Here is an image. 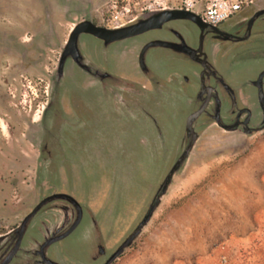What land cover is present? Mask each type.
<instances>
[{
    "label": "rangeland",
    "instance_id": "rangeland-1",
    "mask_svg": "<svg viewBox=\"0 0 264 264\" xmlns=\"http://www.w3.org/2000/svg\"><path fill=\"white\" fill-rule=\"evenodd\" d=\"M148 1L0 0V149H4L0 159L4 158L10 174L7 192L0 193V237L16 229L51 191L52 184L46 179L39 182L38 178L49 175L41 159L42 120L73 28L88 16L111 28L109 12L117 3L121 8H131L129 24L144 14L141 9ZM169 1L180 8L178 0ZM254 4L219 29L245 36L248 25L242 20L263 8L264 0H255ZM211 35L210 31L205 35L206 52ZM199 37L200 31L193 23L181 20L141 40H182L196 49ZM84 40L93 49L109 53L96 38L84 36ZM222 43L226 45V55L219 58L215 70L233 92L227 89L230 87L224 91L218 78L207 84L218 88L222 105L233 106L239 95H256L251 82L264 70V19L257 22L250 41ZM147 58L166 65L169 75L181 72L198 83L196 72L201 68L189 56L158 47ZM5 94L11 101L9 111L1 105ZM214 101L218 108L217 98ZM173 105L170 110L179 113L175 115L176 122L172 121L173 115L164 117L163 122L169 124V134H175L179 141L186 110ZM206 121L207 117H203L198 124ZM140 132L136 136L146 135L144 129ZM136 136L133 134L131 139ZM173 145L153 160H145V150L127 147L119 152L121 160L115 166L106 163L101 168L94 164L80 168V176L68 181L66 192L83 206L82 223L71 236L47 249L48 258L66 264L107 262L111 249L121 244L143 219L168 175L170 151L177 147ZM103 184L113 190L108 194L111 202L90 212L88 201L99 197ZM102 203L100 200L99 205ZM58 204L64 202L54 201L48 209ZM33 223L12 264H44L40 248H35L41 217ZM115 264H264V132L247 137L227 133L218 126L206 130L151 224Z\"/></svg>",
    "mask_w": 264,
    "mask_h": 264
},
{
    "label": "water",
    "instance_id": "water-1",
    "mask_svg": "<svg viewBox=\"0 0 264 264\" xmlns=\"http://www.w3.org/2000/svg\"><path fill=\"white\" fill-rule=\"evenodd\" d=\"M251 14V17L242 20L243 23L248 25L245 36L223 32L219 27L207 24L198 13L180 8L141 14L136 20L119 29L98 26L91 16L77 23L62 52L54 82V90H56V84L59 85V89L67 86L68 79L74 72L71 67L73 64L76 65V72L81 74V77L86 76L85 73H90L89 75L97 80L105 79L107 83L108 80L118 82L120 87V91L116 92L120 96L116 102L118 109H116V115L110 114V112L107 113L104 150L100 154L102 160L99 163L90 162L75 167L53 164L44 150L48 138L45 128L49 126V122L45 118L46 113L44 114L41 159L47 165L49 175H41L38 178L39 182L46 179L51 183V191L48 195L43 196V199L16 229L0 237V264L13 263L22 248L29 228L34 225L33 222L38 216L41 217L42 223L37 232L39 237L36 240L35 248H40L42 262L44 264H66L50 260L47 256V249L71 236L82 223L84 217L83 206L74 196L66 192L68 181L80 176L78 170L91 164L99 168L106 163L115 166L121 160L119 152L127 149V147L129 150L133 148L145 150V160L147 161L148 158L149 160L156 159L160 153L163 154L166 147H174L173 144H176L177 147L170 151L171 166L168 175L159 186L152 203L143 215V219L121 244L117 245L115 249H111L110 259L103 263L115 264L151 224L156 213L170 195L177 177L186 169L199 140L206 130L218 126L227 133H240L247 137L264 132V70L251 82V87L256 88V95H239L238 104L234 103V107L226 104L222 105V101L219 100L221 96L218 88L210 87L207 84L208 80H217L218 78V81L220 80L219 84L224 86V91H227V89L232 91L231 87L226 84V80L224 81L218 77L215 66L219 58L226 55L223 53L226 45L222 42L244 43L253 38L254 27L258 21L264 19V7L254 10ZM181 20L193 23L203 36L209 31L218 36L221 46L219 48H222V50L218 48L213 57L209 51H204L203 43L199 49H193L181 39L178 43L161 40L144 42L141 40V37L162 30L165 26ZM84 36L94 37L104 43L108 49L106 50L107 53H110L111 49L109 48L111 46L121 47V51L124 53L125 50L130 48L131 44L140 43L136 53L123 56V69L128 71L132 68V78L134 80L114 77L109 72L101 70L97 65L101 50L90 47L89 43L84 40ZM158 47L184 54L198 62L201 68L199 73L196 72L198 83L190 81L181 72L170 73L169 75L166 65L155 63L151 58L148 59L149 53ZM109 53L106 55L108 56ZM209 60L213 65L212 67ZM89 79L91 80V78ZM146 81L151 83V87L145 86ZM205 94H207V97L204 96ZM216 98L220 104L218 108L215 105L216 115H206L207 109ZM174 103L177 108L181 106L186 110L183 119L184 133L180 135L179 141H177L175 134H169L168 130L171 129L169 124L163 122V118L169 117V115H173L174 119L172 121L173 123L176 122L177 117L175 115H179V113L170 110ZM232 110L240 111V119L243 118L244 120L247 117L245 119L246 126L236 122ZM114 116H116L115 119ZM203 117H207V121L200 126L198 122ZM143 129L146 131V135L136 136ZM133 134L136 136L134 140L131 139ZM127 136H129L128 139H126ZM129 161H131V158ZM60 175L69 177L60 179ZM72 175L75 177L71 178ZM112 185L114 184L112 183ZM109 191H113L112 188L104 185L98 192L99 197L88 201L90 212L92 210L98 211L110 204ZM58 200L63 201L64 204H58L48 209L52 202ZM100 200H103L101 205H99Z\"/></svg>",
    "mask_w": 264,
    "mask_h": 264
},
{
    "label": "flooded vegetation",
    "instance_id": "flooded-vegetation-1",
    "mask_svg": "<svg viewBox=\"0 0 264 264\" xmlns=\"http://www.w3.org/2000/svg\"><path fill=\"white\" fill-rule=\"evenodd\" d=\"M94 23L108 28L98 24L96 21ZM211 37L212 39L207 48L211 56L213 55L214 57L220 42L219 37L215 34H212ZM205 42V36L200 32L199 45L196 49H199L203 43L205 51ZM139 44L138 42L131 44L130 48L125 50L124 53H122L121 47L111 46L108 56L105 51L101 50L98 58V67L105 72H109L114 77L134 80L132 78V68L128 71L123 69V56L136 53ZM219 49L222 50V48ZM71 67L74 72L68 79L67 86L59 89V85H55L56 90L53 91L54 93L51 95L45 110V118H47L49 126L45 128L48 138L44 150L53 164L75 167L84 163L101 162L100 154L104 150L107 113L110 112V114L116 115V109H118L116 102L120 98L116 92L120 91V87L116 80H108L107 83L105 79L97 80L92 78L89 75L90 73H85L86 76L81 77V74L76 72V65L73 64ZM182 85L184 86V84ZM145 86L151 87V83L146 81ZM134 96L137 97L136 95ZM204 96L207 97V94ZM1 101L3 108L9 111L11 108L9 96L7 94L3 95ZM215 105L213 100L206 111V115H216ZM17 107L19 106L17 105ZM232 112L236 117V122L245 125L247 117L243 120V118L240 119L239 110H232ZM115 118L116 116H114ZM0 153L4 155L3 148L0 149ZM8 168L4 158L0 159V193L7 192L5 186L10 181ZM68 177L60 175V179ZM70 177L73 178L75 176L72 175ZM14 182L18 185V181Z\"/></svg>",
    "mask_w": 264,
    "mask_h": 264
},
{
    "label": "built area",
    "instance_id": "built-area-1",
    "mask_svg": "<svg viewBox=\"0 0 264 264\" xmlns=\"http://www.w3.org/2000/svg\"><path fill=\"white\" fill-rule=\"evenodd\" d=\"M180 9L198 13L204 21L213 26L220 27L239 13L248 10L255 0H178ZM169 0H149L141 9L142 12L162 11L176 8ZM130 7H120L117 3L109 12L108 22L113 29L124 27L132 16Z\"/></svg>",
    "mask_w": 264,
    "mask_h": 264
}]
</instances>
